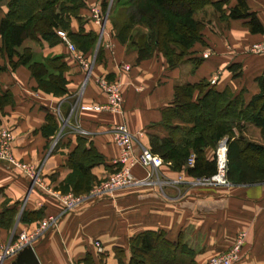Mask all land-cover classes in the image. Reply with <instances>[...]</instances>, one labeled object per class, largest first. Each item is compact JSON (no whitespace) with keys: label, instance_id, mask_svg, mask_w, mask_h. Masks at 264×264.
Listing matches in <instances>:
<instances>
[{"label":"crops","instance_id":"1","mask_svg":"<svg viewBox=\"0 0 264 264\" xmlns=\"http://www.w3.org/2000/svg\"><path fill=\"white\" fill-rule=\"evenodd\" d=\"M84 1L86 5L71 18L69 30L76 33L83 28L85 32H96L98 39L93 52L72 51L62 37L54 43L27 41L34 59L61 56L67 66L66 95L57 97L37 89L30 70L22 65L10 69L5 53L0 52V65L8 67L0 72V88L9 90L14 100L12 105L4 106L0 133L2 130L11 133L12 156L25 168L32 169L27 172L21 166L0 161V211L5 207L17 209L13 226L0 227V252L21 232H26L34 234L31 246L39 264H83L81 259L87 252H92L95 258L96 253L103 252L102 264H119L118 247L123 251V264H129L130 238L145 230H161L170 241L181 236L194 251L195 264H205L238 242L240 251L233 264H264V181L195 186L185 176L184 181L175 183L173 179L178 175L163 161L149 177L145 168L133 169L134 177H146V183L111 193L92 194L98 183L111 174L104 164L91 168L96 181L88 193L75 195L59 189L72 171L68 161L76 150L77 135L87 138L108 165L117 164L120 157V148L114 141V128L118 125H124L135 136V152L150 147V134L167 136L162 117L173 102L175 85L206 79L218 90L227 87L237 94L244 88L248 101L259 91L255 78L264 71V52H254L251 47L264 43V32L251 33L243 19L222 21L215 10L208 8V14H212H207L202 31L206 45H194L190 55L201 56L202 62L195 68L189 60L170 67L159 52L139 60L136 47L128 40L120 42L110 22L100 20L101 0ZM246 1L264 26V0ZM235 3L236 0H229L226 8ZM6 11V5L0 4V21ZM83 62L90 64V68ZM231 63L240 64L237 68L240 76L234 77L228 69ZM100 78L120 81L122 112L104 107L108 101L99 85ZM196 97L197 91L193 99ZM47 112L58 123L57 133L49 138L40 132ZM171 121L181 127L192 125L178 117ZM244 136L264 144L259 129L252 124L246 125L240 137ZM204 155L212 159L214 148L206 147ZM192 163L190 157L188 164ZM31 172L37 174V180ZM57 193L81 200L75 208L63 211ZM40 208L44 212L41 219L20 221L22 211ZM50 217L57 219L38 232ZM95 242L100 244L101 251ZM15 258L16 254L11 255L2 264H12Z\"/></svg>","mask_w":264,"mask_h":264},{"label":"trees","instance_id":"2","mask_svg":"<svg viewBox=\"0 0 264 264\" xmlns=\"http://www.w3.org/2000/svg\"><path fill=\"white\" fill-rule=\"evenodd\" d=\"M169 1H182L188 4L181 13H171L164 9ZM26 2L29 4L27 5ZM7 11L0 21L2 46L0 52L5 53L10 69L26 66L36 81V88L54 96L67 94L68 80L64 76L67 68L61 61V56L46 59H34L32 47L27 41L45 40L54 43L61 40L58 31H65L74 42L75 49L80 53L92 51L96 45L98 34L94 31L71 32L70 21L84 7V0H0ZM229 0H101L99 18L109 8V13L117 6L125 9L124 19L118 24L113 14L108 20L114 29V35L120 42L127 40L136 47L138 59L148 58L155 52L162 54L170 67H176L189 60L197 67L203 60L201 56H190L196 44L206 45L203 38L205 22L197 18L196 13L205 7H212L219 19H243L251 33H263L264 26L256 13L250 10L246 0H236V3L226 8ZM135 27H141L134 31ZM189 57V58H188ZM7 65H0V72ZM239 63H231L228 69L234 77L242 73L237 68ZM259 91L246 101L244 88L237 94L229 88L218 90L206 79L195 83L186 82L174 86V97L171 106L165 108L162 124L168 130V135L159 137L150 134L149 143L153 153L158 154L164 162L169 163L171 170L184 177H211L217 171L216 150L218 144L226 140V179L229 183H255L264 181V144L248 140L243 135L247 124H252L260 131L264 140V71L257 76ZM113 81L115 79L109 78ZM197 91V97L193 99ZM14 103L12 93L0 88V123L3 109ZM178 117L191 126L172 124V119ZM58 131V123L54 115L47 112L46 121L41 126V134L49 138ZM214 148L212 159H206L204 149ZM245 153L257 156L256 163L250 162ZM193 157V163L188 164ZM69 164L72 171L67 175L60 190L75 195L88 193L95 175L91 168L104 164L110 173L117 172L120 164L108 165L104 157L82 135H77L76 150L70 154ZM110 174V175H111ZM109 175V176H110ZM108 176V177H109ZM17 215L15 207H5L0 211V227L13 226ZM43 208L34 211H22L20 221L31 222L43 217ZM131 257L129 264H148V255L155 252L158 260L150 264H195L194 251L183 242L181 236L175 241L165 238L161 230H145L130 238ZM159 249V250H158ZM119 264H123V251L116 248ZM87 252L81 259L83 264H102L104 253Z\"/></svg>","mask_w":264,"mask_h":264},{"label":"built area","instance_id":"3","mask_svg":"<svg viewBox=\"0 0 264 264\" xmlns=\"http://www.w3.org/2000/svg\"><path fill=\"white\" fill-rule=\"evenodd\" d=\"M58 34L64 39V41L68 44L69 48L72 51H76L75 46L69 41L65 31H58ZM251 49L254 52H264V43L253 44ZM78 57H80V54ZM83 64L87 69L90 68V64L86 62H83ZM98 82L101 89L105 92L107 96L108 103L104 107L108 110H111L112 112H122L123 99L120 81H110L107 78H100ZM11 140V133L8 130H3L0 135V161L6 160L13 165L25 168V166L17 162V160H15V158L12 156L10 150ZM134 140L135 136L124 125H118L114 128V141L115 144L120 148V157L117 164H120L121 168L117 172L109 176L105 182L97 186L92 191V194H106L112 192L115 189L127 187L130 185L146 183V177H134L133 169L135 167L145 168L147 170V177H149L154 173L156 169L162 166L163 159L158 154L153 153L150 149L146 147H141L138 152H135L133 148ZM226 151V142L223 140L218 144L216 150V173L211 177L191 178L189 179V183L195 186H218L229 184L226 179ZM25 169L27 172H30L32 170L31 168ZM31 176L34 177V180H37V174L31 172ZM184 180V175L179 174L176 179H173V182L179 183ZM58 197L63 203V211L75 208L81 200L80 197H75L73 195L59 194ZM56 219V217H50L49 220L45 221L42 224L38 232L41 231V229L51 226L56 221ZM33 238L34 234H27L26 232H21L13 243L5 247L0 252V264H2V262L7 256L17 254L22 248L28 245L31 246ZM240 243L241 242L236 243L234 246H232L229 250L225 252L212 256L205 264H233L239 255ZM95 247L99 251H101V246L98 242H95Z\"/></svg>","mask_w":264,"mask_h":264},{"label":"rangeland","instance_id":"4","mask_svg":"<svg viewBox=\"0 0 264 264\" xmlns=\"http://www.w3.org/2000/svg\"><path fill=\"white\" fill-rule=\"evenodd\" d=\"M26 4L28 5L29 3L28 2H26ZM109 4H110V6L112 5V0H109ZM99 6H100V4H99ZM110 6H109V8H107V10L105 11V13L103 14L104 16H103V18H102V20L105 22L106 20H108V15L111 13V14H113L112 16L115 18V20L117 21V23L118 24H121V22L123 21V19H124V15H125V9H123V7L122 6H117L115 9H113L110 13H109V10H110ZM187 6H188V4L186 3V2H182V1H169V2H167V3H165L164 4V9H166L167 11H170L171 13H176V14H178V13H181V12H183L186 8H187ZM208 8H211L212 10H214L211 6L210 7H205L203 10H201V11H199V12H197L196 13V16H197V18H200V19H202L204 22H205V26H206V23H207V17H208V15L210 16L211 14H208V12H207V10H208ZM98 10H100V7L98 8ZM216 12V11H215ZM217 13V12H216ZM208 14V15H207ZM108 22H110L109 20H108ZM111 24V23H110ZM111 26H112V24H111ZM141 29V27H135L134 28V32H136L135 30H137V29ZM139 29V30H140ZM112 30H113V32H114V29H113V27H112ZM115 33V32H114ZM3 131V130H2ZM0 135H1V133H0ZM245 155L247 156L246 158L250 161V162H252V163H256V161L258 160L257 159V156H255V155H253V154H250V153H245ZM3 161H6V160H3ZM8 162V161H7ZM10 163V162H9ZM113 174V173H112ZM111 174V175H112ZM110 175V176H111ZM106 180H107V178H106ZM106 180H104V182L106 181ZM100 185V183H98V186ZM116 190V189H115ZM114 191V190H113ZM112 191V192H113ZM111 193V192H110ZM159 250V249H158ZM158 254L159 253H157V252H155V253H153V254H151V255H148V260H147V263L148 264H150L152 261H156V260H158ZM217 255V254H216ZM11 256V255H10ZM7 257H9V256H7ZM6 257V258H7ZM5 258V259H6ZM4 259V260H5Z\"/></svg>","mask_w":264,"mask_h":264},{"label":"water","instance_id":"5","mask_svg":"<svg viewBox=\"0 0 264 264\" xmlns=\"http://www.w3.org/2000/svg\"><path fill=\"white\" fill-rule=\"evenodd\" d=\"M224 141L226 142V140ZM12 264H39V261L32 246L28 245L16 254Z\"/></svg>","mask_w":264,"mask_h":264}]
</instances>
